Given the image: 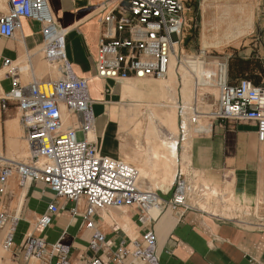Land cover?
Masks as SVG:
<instances>
[{
  "label": "crops",
  "instance_id": "0c3cea01",
  "mask_svg": "<svg viewBox=\"0 0 264 264\" xmlns=\"http://www.w3.org/2000/svg\"><path fill=\"white\" fill-rule=\"evenodd\" d=\"M249 1L242 8L228 10L212 6L216 10L211 12L224 9L226 19L209 14L210 10L202 12L201 47L207 46V37L212 38L211 49L214 51L222 49L225 38L251 37L244 46H234L233 54L220 55L210 63L211 66L222 64L227 68L232 58L258 63L262 68L259 76L264 84V0ZM48 2L54 20L64 34L69 74L77 80H86L88 84L94 124L87 139L102 156L148 170L140 156L142 150L131 135L133 127L128 131L122 129V113L132 103L123 99L125 87L129 81L135 84L136 80L98 77L96 65L102 42V21L111 4L107 0ZM8 12V0H1L0 18ZM239 12L243 14L240 18L232 15ZM42 30L40 23L23 20L21 30L13 38L0 36V156L6 159H17L16 156L27 154V129L21 123L19 110L15 107L1 109V100L13 89L14 80L21 86H28L32 83H54L65 77L59 66L45 59ZM7 61L10 66H5ZM14 68L19 73L13 77L11 70ZM181 101L182 97L177 100V107ZM65 118L66 129L76 127L75 118ZM188 143L187 151L183 143L178 146L175 177L177 172L183 171L206 195L189 199V208L182 215L167 208L149 226L138 223L140 212L135 206H124L96 210L93 218L95 228L89 230L84 221L86 200L77 205L69 203L56 197L40 182L24 187L17 176L12 177L6 185L5 195L0 196V213L16 222L13 247L4 250L3 254L0 252V264H59L62 257L52 254L53 246L58 243L69 248L65 255L66 264H93L96 258L104 264H146L134 253L143 248L142 238L149 230L157 238L159 264H264V143L258 139L256 125L217 122L213 135L208 136H197L191 127ZM163 170H148L147 178H139L140 188L150 189V181H163ZM228 187L233 204L244 210L241 218L229 219L215 214L221 210L231 212L230 206L223 203ZM156 192L168 201L172 196V186L166 192L162 189ZM52 205L57 206L59 212L53 217L50 227L40 228L38 220L48 213ZM236 212L239 214L238 210ZM1 231L4 241L6 230ZM98 233L105 239L95 251L90 242ZM29 237L46 242L42 259L27 258L23 244ZM120 249L127 251V256L116 258Z\"/></svg>",
  "mask_w": 264,
  "mask_h": 264
},
{
  "label": "built area",
  "instance_id": "2783aa9c",
  "mask_svg": "<svg viewBox=\"0 0 264 264\" xmlns=\"http://www.w3.org/2000/svg\"><path fill=\"white\" fill-rule=\"evenodd\" d=\"M110 11L102 21L103 32L97 58V72L101 79L143 80L165 79L174 56L184 42L187 2L185 0H107ZM9 12L0 18V36L13 38L22 28V21L40 23L43 27L45 59L57 66L65 77L54 83H32L21 86L14 80L13 89L4 94L1 109L15 107L21 114V123L27 129L29 156L25 162L0 156V196L5 195L8 181L17 176L22 186L40 182L58 198L79 204L86 200L84 214L86 228L94 230L96 210L135 206L140 212L138 223L149 226L161 214L171 209L179 215L189 208V199L201 198L204 193L183 172L176 174L170 200L164 201L156 191L142 190L139 172L127 163L102 156L87 136L94 124L92 101L88 97L86 80H77L69 74L64 34L56 24L48 0H8ZM6 62L5 66H10ZM13 77L19 73L11 70ZM216 86L219 96L213 108L204 110L199 94L191 105L181 101L178 111V146L189 138L193 127L197 136L213 135L217 122L254 123L258 139L264 143V86L256 87L249 81L237 86L228 83L226 66H220ZM215 76H213L214 78ZM65 116L76 119V127L65 128ZM84 134V141L77 134ZM204 197V196H203ZM200 201V200H199ZM59 212L50 206L47 214L38 220V226L47 229ZM73 213H77L76 209ZM15 220L0 213V230H6L4 246L13 247ZM8 229V230H7ZM104 236L96 234L90 247L97 250ZM143 248L134 253L146 264H159L156 255V235H143ZM46 242L29 237L23 244L27 258L42 259ZM69 248L58 243L53 256L66 264ZM120 249L116 258L127 256ZM93 264H104L96 258Z\"/></svg>",
  "mask_w": 264,
  "mask_h": 264
},
{
  "label": "bare ground",
  "instance_id": "6f19581e",
  "mask_svg": "<svg viewBox=\"0 0 264 264\" xmlns=\"http://www.w3.org/2000/svg\"><path fill=\"white\" fill-rule=\"evenodd\" d=\"M176 51H178L177 46ZM176 62L177 57L174 56L168 73L170 74L168 83H158L160 86L158 95L161 99L159 105L148 102L143 103V96L140 94V90L153 85L145 79L142 80V83H138V80H136L135 84L129 81L128 85L125 87L124 93L126 96L123 97L124 101L130 100L132 103H130L128 109L124 110L122 113V129L128 131L130 127H133L131 135L135 137L138 147L141 148L142 151H140V156L146 162L147 169L149 168L148 170L150 172H158L159 169H164L165 178L160 184V189L165 192L172 186V176L176 171L178 163L177 119L173 109L175 108L174 104H176L177 100L176 78H178L177 76L181 77V93L183 98L188 102L190 101V95L192 93L190 75L199 73L201 77L204 78L202 81L206 84H209L207 80L211 81L213 80V76H215L214 72L205 69L204 63L200 60L194 59L190 61L188 63L189 71L187 72L184 71L183 67H178L177 69ZM165 100H169V103L174 102L170 105L173 111L164 109L162 103H164ZM142 145H144V148H142ZM148 170L143 168L139 169L140 179L143 180L149 176ZM213 193H216V191Z\"/></svg>",
  "mask_w": 264,
  "mask_h": 264
},
{
  "label": "rangeland",
  "instance_id": "374dc122",
  "mask_svg": "<svg viewBox=\"0 0 264 264\" xmlns=\"http://www.w3.org/2000/svg\"><path fill=\"white\" fill-rule=\"evenodd\" d=\"M187 2V10H186V16L188 19V24L187 27L183 33L184 35V42L183 44L180 46V48L178 49V56L179 59L176 62V68L178 69V67H183L184 71H189L188 68V63L192 60H200L204 63L205 65V69L207 71H211L215 73V77L213 78V80L208 81L209 84L204 83L202 80L204 78L201 77V75L198 73L196 74H192L190 75V79H191V90L192 93L190 95V101H186L183 96H182V86H181V77L177 76L178 78H176L177 80V100L180 99V97L183 98V102L187 105H191L193 103L194 100V96L197 94H199V102L200 104L204 105V110L205 111H209L211 110L213 107L212 105L216 102L218 96H219V89L217 88L215 82L216 79L219 75L218 71H219V67L222 66V64L219 65H214L211 66L212 61H216L215 58H218L220 55L226 57L228 54H233V49L234 46H244V44H247L252 38L251 37H243V38H236V37H228L225 38V43L223 44V47L221 50L219 51H214L211 49V37H207L206 40L208 42L206 47H201L202 44V36H201V15L202 12L206 13V10H210L208 13L209 14H217L218 16L221 15V17H224V19H226V16L224 15V9L228 10L231 8H238V7H243L246 3H249V0H185ZM197 6V7H196ZM212 6H219V8H224L223 10H221V12H216V11H212L211 10H216L213 9ZM203 10V11H202ZM219 10V9H218ZM208 14V15H209ZM234 17L235 16H239L242 17L243 14H241V12H239L238 14H232ZM231 15V16H232ZM191 20V21H189ZM174 61V60H173ZM226 69L227 66H226ZM228 73V70H227ZM170 79V74H168V76L165 79H153V78H147L145 80L149 81L150 83H152V86H148L147 88H142V90H140V94L143 96V103L144 102H148V103H152L155 105H159L160 104V97L158 95L159 90H160V86L158 85V83H163V84H167L168 81ZM138 83H142V80H138ZM200 83V84H199ZM142 87V86H141ZM152 87V88H151ZM124 96H126V94L124 93ZM176 100V103H177ZM174 102H170L169 100H165L163 104L164 109L169 110V111H173L176 113V119H177V132H178V111H177V105L174 104L175 108H171L170 105L173 104ZM67 118H64V124L66 123ZM144 123V122H143ZM77 140L79 142L84 141V134L82 132H79L77 134ZM27 144V143H26ZM188 140L186 142L183 143V147L184 149L187 151L188 150ZM26 151L27 154H22V155H18V157L16 156L17 159H13V158H8L9 160H14V161H18V162H25L26 158L29 155L28 152V146L26 147ZM187 160L184 159V162H186ZM129 164H132L130 161H126ZM185 164V163H184ZM133 166H135L138 170L139 167H137V165L132 164ZM183 167H185L183 165ZM185 171V168H184ZM176 173V172H175ZM175 173L172 176V184L174 182V177H175ZM154 177H158L157 174H154ZM140 178V177H139ZM140 184L141 181L139 179ZM162 181H150L151 184V188L150 189H146L145 187H143L142 190H151V191H156L157 189H160V184ZM141 186V185H140ZM227 194V198L225 197L223 199V203L224 204H228L231 208V212L226 213L223 212L224 210L221 211H215V214L220 215L222 217L225 218H229V219H234V218H241L244 215V210L237 208L232 201V197H231V192H230V187H228L226 189V191L224 192ZM230 197V198H229ZM218 205V202H217ZM262 205L264 206V202H262ZM224 208H228V207H224ZM239 211L238 212L236 211ZM249 213L247 212V215ZM3 233L0 230V252L3 254L5 253L4 250L5 246H4V241H3Z\"/></svg>",
  "mask_w": 264,
  "mask_h": 264
},
{
  "label": "trees",
  "instance_id": "16d2710c",
  "mask_svg": "<svg viewBox=\"0 0 264 264\" xmlns=\"http://www.w3.org/2000/svg\"><path fill=\"white\" fill-rule=\"evenodd\" d=\"M261 70L262 68L258 63L232 58L228 68V83L231 86H237L242 81H249L256 87H262L264 86L263 79L259 76Z\"/></svg>",
  "mask_w": 264,
  "mask_h": 264
}]
</instances>
